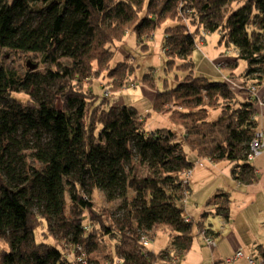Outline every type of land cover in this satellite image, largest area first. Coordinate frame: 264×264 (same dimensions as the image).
Returning a JSON list of instances; mask_svg holds the SVG:
<instances>
[{
    "label": "trees",
    "instance_id": "obj_1",
    "mask_svg": "<svg viewBox=\"0 0 264 264\" xmlns=\"http://www.w3.org/2000/svg\"><path fill=\"white\" fill-rule=\"evenodd\" d=\"M168 20L174 24L164 31L166 69L189 74L156 91L153 112L168 114L183 137L168 127L149 130L151 112L143 116L86 82L106 73L108 88L126 85L134 66L111 64L117 43L126 32L150 39ZM206 31L218 32L220 43L237 53L223 67L248 63L243 78L194 75L189 59ZM145 40L138 45L148 50ZM21 53L40 57L39 63L28 59L24 71L5 64L7 55ZM141 82L156 89L149 73ZM263 83L264 0H0V264H110L92 257L107 237L115 241L116 264H175L195 236L183 183L194 162L183 146L230 162L238 182L257 181L248 159L258 126L251 88ZM212 109L220 110L214 120ZM95 189L109 202L122 199L124 215L114 212L110 222L101 212L95 217ZM230 202L229 194L218 193L207 205L228 217ZM44 221L59 246L37 242ZM197 227L211 236L204 219ZM156 228L172 237L158 253L141 241Z\"/></svg>",
    "mask_w": 264,
    "mask_h": 264
},
{
    "label": "rangeland",
    "instance_id": "obj_2",
    "mask_svg": "<svg viewBox=\"0 0 264 264\" xmlns=\"http://www.w3.org/2000/svg\"><path fill=\"white\" fill-rule=\"evenodd\" d=\"M241 5L242 3H234L233 8H238ZM173 24V21L168 20L161 26L157 27L156 30L153 32L151 38H146V40L138 39L136 34L133 32H126L127 34L125 35L124 40L117 43L118 46L111 64L114 66L117 62L121 60H128V62H131L134 66V71L130 77L131 79L126 85H124L120 89H118L117 91H113L112 89L108 88V83L105 77L106 73H100L98 76L93 75V77L91 78L92 80H87L86 82L89 83L88 87H92L94 83L96 85H101L105 87L104 92L107 96H110L115 99V102H117L118 104L134 106L138 110V112L143 116H147L148 113L151 112V115L148 116L146 119V127L149 130L152 131L157 128L168 127L176 130L177 133L181 137H183V129L176 123L172 122L168 114L153 112V101L156 91H162L166 87H176L178 83L181 82L189 74V72L183 70L182 68H179L178 66H175L171 70L166 69L167 57L162 48L164 40V31L167 26ZM144 40L145 45L148 46V50H144L143 48H141V46L138 45L139 41H142V44H144ZM196 43H198L199 45L198 47H196V50L189 59L193 60L196 65L194 69V75H204L211 78L212 80L220 81L225 80L224 75H229L232 72L234 76H236L238 79L243 78V75L248 67V63L244 60H239L237 66L234 67L232 70L223 67V65L220 69L215 66V63L222 64V62L226 60L234 61L237 57V53L232 46L227 47L224 42L220 43V34L218 32L208 33L206 31L205 40H202V38L200 39L199 36H197ZM28 59L34 61L35 63H37L38 61L39 63L40 57L31 56L29 58V56L24 53H21L17 56L15 54H10L9 56L7 55V58L5 59V64L9 67L17 68L20 71H24L25 64ZM180 63H182V61H179L178 64ZM148 73L153 76L156 82V89L150 88L149 86L144 85L143 82H141V79ZM258 101H261V103H263L264 99L261 98ZM169 107L172 108V105H170ZM219 112V109L210 110V120L216 119L219 115ZM183 148L186 150L185 152L188 153L189 159L192 160V152L188 149V147H186V145H184ZM227 162L223 161V163ZM143 171L145 172V169H143L142 172ZM213 181L215 180L213 179ZM213 186L214 183L209 184L208 186H205V189L202 187L197 192L201 193L200 195L203 196V193H207L209 190H211V188L213 190ZM133 195L134 193L129 192V198H131ZM93 201L96 204L95 207L98 211L93 214L96 215L95 217H100L99 212H101L104 214V217L106 218L107 222H110L112 221L110 217L112 213L116 212V217L124 215V209H118V207L122 204V199H117L114 202H109L104 192L95 189ZM189 203L190 205H192V200H190ZM215 210L203 209L197 215L199 218L198 220L204 219L205 224H210L212 230L218 232L220 231L218 224L219 221H221V216L218 214H214ZM205 213H207L206 217H204ZM85 217L86 222H92L90 220L91 215L89 212L85 213ZM46 224L47 222L44 221L43 225H40L38 227L36 231L37 242H46L59 246V242L52 235L45 233V231H47ZM146 234L151 237L150 245L147 247V249L151 252L158 253L166 249L167 247H170L172 244L171 232L168 229L156 228L154 229L152 234ZM194 234L195 236L193 239L191 250L187 254L176 255L177 259L175 261V264H211L210 257L214 252L215 247L213 245H210L204 238V236H200L199 230L197 228V223L195 224ZM218 237L219 236L214 238L211 237L212 241H215L216 244L219 239ZM114 249L115 241L107 237L106 241L101 243L97 251L92 254V257L94 258V260H105L111 262L112 264H116L118 262L119 257H115ZM111 256L115 257L114 261L110 260ZM172 257H174V255H172Z\"/></svg>",
    "mask_w": 264,
    "mask_h": 264
},
{
    "label": "crops",
    "instance_id": "obj_3",
    "mask_svg": "<svg viewBox=\"0 0 264 264\" xmlns=\"http://www.w3.org/2000/svg\"><path fill=\"white\" fill-rule=\"evenodd\" d=\"M257 95L259 100L264 99V83ZM256 108L258 126L264 131V102L257 103ZM192 155L194 166L189 178L187 201L184 204L186 218L198 223L200 220L197 214L201 210H215L214 207L207 205L210 198L218 193H227L231 197L228 217L220 215L221 221L218 224L220 231L215 232L210 224H205L206 228L211 229V237L219 236L210 257L211 264L221 263L239 249L244 251L245 257L237 260L236 264H248V256L261 263L264 254V151L250 161L258 176V180L254 183L235 180L232 176L233 164L230 162L223 163V161L201 158L194 152ZM212 183H214L213 190L211 188L207 193H203V196L197 192ZM190 200L192 205L189 203ZM199 234L203 236L200 230Z\"/></svg>",
    "mask_w": 264,
    "mask_h": 264
},
{
    "label": "built area",
    "instance_id": "obj_4",
    "mask_svg": "<svg viewBox=\"0 0 264 264\" xmlns=\"http://www.w3.org/2000/svg\"><path fill=\"white\" fill-rule=\"evenodd\" d=\"M203 40V39H202ZM198 43H197V47H198ZM218 63H215V66L218 67V68H221L222 65L224 66V62H222V64H218ZM227 78V77H225ZM135 86V85H134ZM252 91H254V95L256 94V97H257V93H258V89L256 87H252L251 88ZM258 97H257V103H261V101H258ZM253 119H257V115H254V118ZM264 151V131L262 129H260L259 127L256 128V131H255V135L250 143V152H249V155H248V159L249 161H252L254 160L257 156H259L260 154H262V152ZM191 172H192V168L190 169H187L185 170V172L183 173V183L186 184V185H189L190 181H189V178L191 176ZM255 173L256 170H255ZM184 195H185V199H184V204L186 203L187 201V195H188V190H185L184 192ZM189 220V219H188ZM206 231L203 230L201 231V234L204 236V238L207 240V242L210 244V245H213V246H216V242L215 241H212V238L210 236H207V234H205ZM150 238L146 235H143L142 236V243L144 246L148 247L150 245ZM245 257V253L242 249H239L235 255L231 256V257H227L223 260V263L222 264H236L237 260L238 259H241ZM247 260H248V264H264V258H262V262L261 263H258L256 261V259H254L252 256H248L247 257Z\"/></svg>",
    "mask_w": 264,
    "mask_h": 264
}]
</instances>
